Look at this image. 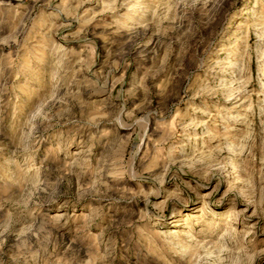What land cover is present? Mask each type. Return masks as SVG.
Returning <instances> with one entry per match:
<instances>
[{"label":"rangeland","instance_id":"obj_1","mask_svg":"<svg viewBox=\"0 0 264 264\" xmlns=\"http://www.w3.org/2000/svg\"><path fill=\"white\" fill-rule=\"evenodd\" d=\"M217 263L264 264V0H0V264Z\"/></svg>","mask_w":264,"mask_h":264},{"label":"bare ground","instance_id":"obj_2","mask_svg":"<svg viewBox=\"0 0 264 264\" xmlns=\"http://www.w3.org/2000/svg\"><path fill=\"white\" fill-rule=\"evenodd\" d=\"M136 35H137V34H136ZM140 37H142V36H140ZM137 39H138V38H137ZM139 41H140V40H139ZM134 42H135V40H134ZM223 237H224V236H223ZM225 250H226V249H225ZM225 250H220V251H219L221 256L223 255V252H224ZM213 251H214V249H213ZM226 251H227V250H226ZM226 251H225V252H226ZM215 252H216V251H215ZM215 252H214V255H215ZM220 255H219V256L216 255V258H217V257H220ZM223 256H224V255H223ZM223 258H224V257H223ZM217 259H218V258H217ZM219 259H220V258H219ZM214 260H215V259H214ZM222 260H223V259H222ZM222 260H220V261H222ZM220 261H219V262H220ZM223 261H224V260H223ZM220 263H222V262H220ZM217 264H218V263H217Z\"/></svg>","mask_w":264,"mask_h":264}]
</instances>
